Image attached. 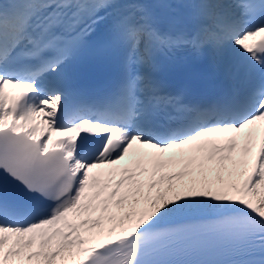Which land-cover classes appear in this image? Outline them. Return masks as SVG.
Returning a JSON list of instances; mask_svg holds the SVG:
<instances>
[{
  "label": "snow or ice",
  "instance_id": "1",
  "mask_svg": "<svg viewBox=\"0 0 264 264\" xmlns=\"http://www.w3.org/2000/svg\"><path fill=\"white\" fill-rule=\"evenodd\" d=\"M0 264H264V0H0Z\"/></svg>",
  "mask_w": 264,
  "mask_h": 264
},
{
  "label": "bare ground",
  "instance_id": "2",
  "mask_svg": "<svg viewBox=\"0 0 264 264\" xmlns=\"http://www.w3.org/2000/svg\"><path fill=\"white\" fill-rule=\"evenodd\" d=\"M176 170H179L178 168Z\"/></svg>",
  "mask_w": 264,
  "mask_h": 264
}]
</instances>
